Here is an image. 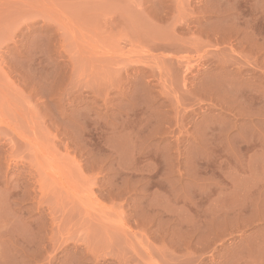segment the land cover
Segmentation results:
<instances>
[{
  "label": "rangeland",
  "instance_id": "rangeland-1",
  "mask_svg": "<svg viewBox=\"0 0 264 264\" xmlns=\"http://www.w3.org/2000/svg\"><path fill=\"white\" fill-rule=\"evenodd\" d=\"M0 264H264V0H0Z\"/></svg>",
  "mask_w": 264,
  "mask_h": 264
}]
</instances>
